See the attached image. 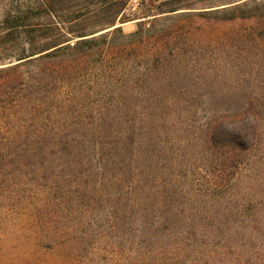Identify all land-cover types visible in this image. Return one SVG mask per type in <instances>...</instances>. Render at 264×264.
Here are the masks:
<instances>
[{"label": "rangeland", "instance_id": "374dc122", "mask_svg": "<svg viewBox=\"0 0 264 264\" xmlns=\"http://www.w3.org/2000/svg\"><path fill=\"white\" fill-rule=\"evenodd\" d=\"M59 1L64 7L79 1L83 7L76 17L63 10L58 20L64 28L97 35L120 26L121 33L95 44L118 45L122 34L134 31L140 17L155 14L161 1L167 2L161 9L177 8L164 13L170 19L161 22L171 33L167 47L178 52L174 59L166 56L174 69L163 71L152 61L153 82L169 81L171 93L192 99L197 122L210 115L240 118L239 131L255 147L250 159H264V0ZM12 5L13 0H0V67L44 43L32 18L24 19L30 36L2 30L3 14ZM31 69L23 64L16 72L0 71V264L264 263V235L258 233L211 240L136 235L137 222L117 218L116 199L102 186L97 161L74 148L92 139L88 131L98 126V107L86 94L65 104L38 85L22 86L31 81ZM32 98L43 101L46 118L31 109ZM63 143L71 144L65 154ZM256 165L238 175L240 185H249ZM246 189L247 197L264 199V193ZM234 206L219 211L237 221ZM246 211L251 213L250 205Z\"/></svg>", "mask_w": 264, "mask_h": 264}, {"label": "trees", "instance_id": "16d2710c", "mask_svg": "<svg viewBox=\"0 0 264 264\" xmlns=\"http://www.w3.org/2000/svg\"><path fill=\"white\" fill-rule=\"evenodd\" d=\"M13 2L3 14L2 30L30 36L23 30L24 19L32 18L44 43L31 47L29 55L19 52V61L0 71L16 72L29 64L31 81L23 80L22 86L38 85L65 104L83 94L91 97L99 109L94 117L98 126L92 124L88 133L93 137L87 145L74 148L77 155L97 161L96 174L116 199L117 218L137 222L136 235L143 237L211 240L264 235L260 206L264 199L247 197L245 191L247 187V192L264 193V159H250L255 147L239 131L241 119L210 115L197 122L192 99L171 93L169 81L153 82L152 61L160 62L163 71L174 69L166 56L174 59L178 52L167 47L171 33L161 22L170 19L164 13L177 8L164 10L160 7L167 2H159L157 12L140 17L136 29L122 34L116 45L95 42L121 33L120 26L97 35L61 26L59 15L64 10L78 16L83 8L79 1L68 7L59 0ZM30 100L36 115L46 118L43 101ZM83 104L82 109H87L88 101ZM101 109L115 111L104 114ZM224 123L230 129H224ZM69 145L59 144L63 154ZM255 163L249 185H240L238 175ZM233 205L237 221L219 211L229 212Z\"/></svg>", "mask_w": 264, "mask_h": 264}]
</instances>
